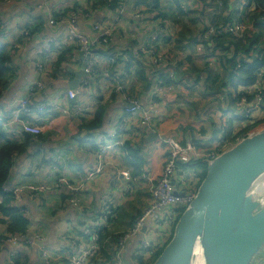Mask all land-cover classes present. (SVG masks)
<instances>
[{"label":"crops","instance_id":"crops-1","mask_svg":"<svg viewBox=\"0 0 264 264\" xmlns=\"http://www.w3.org/2000/svg\"><path fill=\"white\" fill-rule=\"evenodd\" d=\"M75 2H80L85 7L83 0H0V45L6 52L4 56L7 55L9 59L0 74V147L6 141L24 144L23 151L16 156L9 186H6L37 187L50 184L57 177L66 178L76 185L86 180L88 171L98 161L103 166V173L90 181L77 195V207L69 203L70 196L61 188L43 192H20L18 201L13 206L20 208L31 226L22 240L23 247L15 250L18 254L17 264H65L66 249L73 248L69 247V239L75 242L80 227L92 226L91 220L102 209L103 196L112 200L111 207L119 209V218L113 231L123 232L128 229L129 210H125L127 204H135L133 209L138 211V208L143 209L149 201L141 183L134 184L132 181L145 174L158 178L165 164L167 148L157 141L158 137L175 139L182 146L193 145L198 149L199 158L206 164L203 152L205 149L211 151L216 146V141L212 142V128L219 129L224 119L241 116V108L231 105L227 99V92L232 91V87H226L224 94L213 92L210 84L212 78L208 76L222 74L216 71L217 67L221 68L218 65L222 50L229 52L227 56H222L227 61L232 58L230 51L234 48L226 41L222 42L223 48L220 40L215 43L207 40L209 43H201L202 51H197L201 29L220 25L226 20H230L226 22L229 23L242 18L251 30L249 38L252 42L257 39L256 42L264 50V18L255 16L259 14L255 11L257 5L246 0H227L222 3L215 0H180L179 7H182L183 13L170 5L172 0H160L161 13L165 14L162 24L166 29L163 30L166 35L164 42L161 41L157 48L161 58L160 66L153 65L144 51V43L156 23L139 22L148 16L147 13L144 15L142 7L137 9L142 16L136 15L133 18L131 0L121 6V13L105 11L86 18L78 17L77 28L84 34H88L91 26L102 19L117 22L111 42L97 50L104 54L111 53L120 61L128 58V54L143 53L144 56L137 58L142 74L135 71L138 67L135 62L133 69L121 70L120 65L115 63L109 71L115 69L111 73L118 75L131 101L138 102L143 107L156 104L158 110L154 126L147 132H139L134 124L124 130L122 147L130 148L131 151L110 148L99 152L98 143L103 146L113 143V134L118 132V119L124 113L125 106L130 105L125 104L120 95L104 98L103 84L92 90V96L99 102L98 107L104 110L102 124L93 130L80 128V122L60 116L58 112L38 110L40 107L51 108L54 102L60 105L64 102L68 105H80L87 100L88 95L81 86L84 77L79 80L76 78L87 56L77 53L75 48L66 43L64 35L67 20L57 23L52 17L53 14L72 8ZM262 7L264 9V5ZM196 12L199 17L197 20L192 17ZM20 30L26 33H20ZM56 40L63 47H59L45 70L42 77L43 89L29 97V104L33 108L30 122L40 130V136L36 138L28 135L31 138L25 139V135H21L22 126L11 124L12 111L34 77V65L43 55V49ZM105 47L113 49L107 52ZM104 48V51L99 50ZM238 59L245 60L246 57L240 53ZM157 73L164 77L172 73L176 80H170L158 93ZM75 84H78L77 88L69 87ZM227 85L230 83L227 82ZM255 87H246L241 92L254 94L259 86ZM68 89L77 92L71 101L67 100ZM251 105L254 117L249 120V124L260 114L254 102ZM245 125L243 121L234 120V133ZM201 129L204 131L202 135ZM153 134L157 138L150 139L149 136ZM194 141L195 144L191 143ZM126 223L128 224L125 226ZM1 234L0 229V237ZM142 239L143 235H138L127 244L124 252L126 264H136L133 256H136ZM81 245L76 241L74 248ZM10 252L9 246L0 243V264H13L12 260L10 262ZM257 261L264 264V255L256 260V264Z\"/></svg>","mask_w":264,"mask_h":264},{"label":"built area","instance_id":"built-area-1","mask_svg":"<svg viewBox=\"0 0 264 264\" xmlns=\"http://www.w3.org/2000/svg\"><path fill=\"white\" fill-rule=\"evenodd\" d=\"M215 1L217 3H222L227 0ZM255 11L264 12V9L262 6H257L255 7ZM139 16L141 17V15ZM78 17L86 18L87 15L80 14L76 16L75 14H73L66 19L67 22L64 39L68 45H74L75 47H77V53L87 56V60L83 65L85 77L81 82L82 88L85 89L86 94L88 95L86 98L87 100L80 105H68L66 102L60 105L59 103L54 102L51 108L40 107L38 110L55 111L58 112L60 116L75 119L77 122L88 121L94 116L95 110L99 105V102L96 100V98L92 96V92H94L92 90L97 88L96 86H101L103 84V87H101L103 90L102 94L104 98L120 95L125 104H130V107L125 108L124 113L118 119V132L116 131L113 134V143L108 146H103L102 143H98V148L100 150L99 152H102L103 150H109L110 148H116L119 150L122 148L123 142L121 140V137L124 130L130 124H134L139 132H147L154 126L155 120L158 117L156 116L158 114V110L156 108V104L143 107L140 103L131 101V98H129L125 93L124 87L122 86L118 75L116 73L109 72V68L115 63V61H117V57L115 55H112L111 53L104 54L96 50L100 46L109 44L115 29L114 26L117 22H111L109 20L102 19V21H98L91 26L90 32L88 34H84L77 28L76 23ZM156 25L157 23L155 24V26ZM19 32L24 33L25 31L20 30ZM153 32L154 33H149L146 39L147 45H149V47H145L144 51L145 53H148V51L151 49V51L149 52L150 55L148 57L151 59V63L153 65L158 66L157 63H160L161 58L160 56H158V53H155V50L152 47H154L156 43L161 42L162 38H164L166 35L164 34L162 29L155 30ZM246 33L248 35H250L251 33L249 26L244 20L236 18L231 22L225 24L224 26L210 27L208 33L206 34V37H209L211 35H226L228 37L231 36L237 39H241ZM204 40H207V38H205ZM59 47L62 48L63 46L59 42V40H56V42L53 41L51 43H48L47 46L43 49V55L41 56L40 60L34 65V77L25 89L24 96L19 99L14 110L12 111L11 124H19L22 126L21 135L27 134L33 137H37L38 135H40V130L30 122L31 116L33 114V108L29 104V97L35 92H40L43 89L42 77L45 74L46 68L50 66L52 58L56 55ZM196 50L201 52V42L197 46ZM140 54L143 53L139 52L138 56H140ZM166 77L170 78V80H176V77L172 73H169ZM161 87L162 81L157 80L156 92L159 93ZM76 94L77 92H73L72 90L68 89L66 91L67 100H73L76 97ZM253 102L258 107L257 110H260L259 116H256L257 119H255L253 122L255 123L264 118V100L261 98V95L258 94L255 96ZM253 102H248L246 98H241V100L237 103V106L241 108V111L244 110L245 117L248 120L254 117V115H252L254 112V109L252 108L253 104L251 105V103ZM261 127L263 126H260L259 128ZM259 128H255L253 131ZM252 132H250L249 134H251ZM157 141L161 142L167 148L165 164L158 178H154L149 174H145L137 180L132 181L134 184L141 183V185L145 188L146 193L148 194L149 201L147 205L142 209L140 216L136 219L132 228L119 239L117 250L112 258V264H125L124 252L126 251L127 244L138 235H143V239L141 240L136 254L141 256L143 259L147 260L156 251L163 249V247L166 245L167 239L171 236L176 219L187 208V206L195 197V193L197 190L195 184L193 182L191 183V181L187 182V179H184V176L178 175V172L180 171L177 165L188 164L190 161L198 159V149H196L191 144L182 146L175 139L171 138L158 137ZM227 143L230 142L219 139L216 142V146L211 149L210 154L204 155L203 153L206 163L210 162L213 158L218 156L219 154L216 155V153L222 150L223 146ZM102 173L103 166L101 162L98 161L95 164L94 168L88 171L86 180L82 183L73 185L66 178L57 177L52 180V183L42 184L37 187L31 185H23L18 188L6 187L3 190V195L8 196L12 194L14 197L13 202H17L20 192H43L50 189L58 190L59 188H61L65 190L67 195L70 196L69 203L73 207H77V195H79V193L86 187V185L90 181L98 178ZM190 174L191 172L188 175L189 177ZM193 175H195L194 172ZM194 177L195 176H193V178L191 179L192 181L196 180L194 179ZM179 186L181 187V189H178ZM101 202L102 209L100 211V214H103L104 218L100 220L94 218L95 220H91L92 226L90 228L86 225H83L79 228L80 233L83 235V238L88 239L84 240L78 238L76 241H79L82 244L79 248H74L76 241L70 243L69 247L73 248L66 249V255L64 257L65 264H87V262L97 252L98 248L96 245V230L107 226L105 215L109 212L105 213V211H107L108 207L112 205V200L108 196H103L101 198ZM1 203L2 198L0 196V204ZM0 229L3 235L6 234L5 238L0 237V243L5 244L11 248V252L9 255L11 262L13 256L16 254L15 250L23 247L22 240L24 239V237L17 235L11 236L7 234L2 226H0ZM45 258L46 260H48V256L46 253Z\"/></svg>","mask_w":264,"mask_h":264},{"label":"trees","instance_id":"trees-1","mask_svg":"<svg viewBox=\"0 0 264 264\" xmlns=\"http://www.w3.org/2000/svg\"><path fill=\"white\" fill-rule=\"evenodd\" d=\"M128 0H83V4L85 7L81 6L80 2H75V4L72 6V8L64 10L60 14H53V20L57 23L60 22V20H66L71 15L75 14L76 16L80 14H86L87 17L96 15V12H113L115 13H121L122 5H126ZM180 0H172L170 3L171 6H174L177 8V11L179 13H183L184 10L182 7L180 8ZM246 2H251L256 4L257 6H263L264 0H246ZM133 3V4H132ZM161 2L160 0H131L130 7H132V17L134 18L136 15H142L141 12H137V9L139 10L140 7L144 8L146 16V13L148 16L144 19H137L141 23V21H152L151 14L155 13V16L153 17V20L156 19L159 20L157 25L155 27L151 28V31L149 33H154L155 30H166L164 28V25L162 24V21H164L163 17H165V14L161 13ZM260 18H264V12H259V14L255 15ZM120 18V16H118ZM242 19V18H241ZM230 20H226L224 23L217 25V26H224L227 24L226 22ZM209 27L201 29V35L199 37V41L202 44L209 43L210 41L215 43L216 41L220 40L221 45L223 41H226L229 43L230 46H232L234 49L233 51H230V55H232V58L225 61L222 56H227L229 53L226 50H222L221 53V59L220 64L218 66H221L219 69L217 67V72H222V74H216V75H208L210 78H212L211 84V90L218 91L220 94H224L227 90L226 87H232V91L227 92V99L229 100L230 104L237 106V103L241 100V98H246L249 102L253 101L254 97L258 94L261 95V98L264 100V50H262L261 46L254 40L252 42V39L249 38V35L246 33L243 38L237 39L235 37H228L226 35H217V36H209L206 37V34L209 31ZM183 37V35H181ZM207 38V40H204ZM222 38V39H221ZM165 38H162V42H164ZM111 42V41H110ZM109 42V43H110ZM162 42L156 43L154 47H152L155 50V53L157 52V48L160 46ZM219 44V43H217ZM144 45L146 47H149L147 45V40L145 41ZM73 47V49H77L74 45H70ZM224 48V46L222 45ZM107 48V52L111 51L112 47H105ZM104 49H99L100 51H104ZM152 49V50H153ZM97 50V49H96ZM98 51V50H97ZM151 49L148 51V55ZM6 53L4 51V47L0 45V74L4 70V64L8 63L9 59L8 56L5 55ZM243 53L246 57L245 60L238 59V54ZM128 58L124 59L123 61H120L118 59L115 61L117 66L120 65L121 70L126 68H132L133 69V63L135 62L137 64V68L135 71L139 74L143 73L141 64L137 61L138 53L135 54H128ZM140 56H144V54H140ZM215 58L216 55H213ZM114 63V64H115ZM225 63V64H223ZM218 64V62H217ZM223 64V65H222ZM123 65V67H122ZM158 66H160V63H157ZM115 69H111L112 72H114ZM111 71H109L111 73ZM125 71V70H124ZM170 72V71H168ZM156 78L160 81H162V86L167 85V83L170 81V78H167L166 76H162L160 73L155 74ZM227 82L230 83V85H227ZM259 84V87L257 88V85ZM255 88L256 91L254 94L247 95L245 93H242L241 91L243 89L247 88ZM244 110L241 111V116H238L234 119H224V122L220 125L219 129H216V127L212 128V142H217L220 140H226L233 143H236L237 140L246 137L249 132L254 130L258 126H264V118L258 122L249 124V120L245 117ZM104 118V110L103 108H100L97 106L95 110L94 116L88 120V121H82L80 122V128L83 127L87 130H93L95 128L100 127L102 124ZM234 120L242 121L244 120V123L246 125L241 128L237 133H234V126L233 122ZM225 123V124H224ZM201 135L204 133L203 129L200 130ZM27 135V134H26ZM25 139H30V136H26ZM40 135H38L36 138H38ZM30 141V140H29ZM177 141V140H176ZM178 142V141H177ZM195 144L194 142H191ZM184 145V143H183ZM24 149L23 142H17V141H6L1 147H0V196L2 198V203L0 204V226H2L7 234L11 236H23L27 233L28 229L30 228V221L24 216V214L20 211V208H17L13 206L14 204V197L12 194L5 196L3 195V190L8 186V180L10 177L11 170L13 168L16 156H18ZM122 149L125 152H128V149L122 147ZM131 151V150H130ZM223 150H220L216 155L220 154ZM131 157H128L130 159ZM135 158V157H134ZM136 159V158H135ZM197 166L198 168H202L205 166V162H202V158L200 159H194L190 161L188 164H178L177 167L180 172H178L179 176H184V178H188L189 173L191 172V167ZM197 168V169H198ZM194 174L196 177L194 179H198L199 183L204 177L205 171L201 173L198 171H194ZM7 185V186H6ZM178 189H181L179 186ZM142 211V208L140 211L136 210V213L133 210L129 211L127 214V218L129 220V224H124L125 226L128 224V229L124 230L123 232H117L113 231V226L117 222L119 218V209L113 208L111 206L108 207V210L105 211L109 212L105 215L107 226L99 228L96 230L97 234V252L94 254V256L87 262V264H112V258L117 250L119 239L128 232L132 226L134 225L136 219L140 216ZM93 218L100 220L104 218L103 214L98 213ZM94 219V220H95ZM172 234V233H171ZM1 237H6L5 235H1ZM88 239L83 238V235L79 232L77 239ZM68 240V239H67ZM69 241L72 242L71 239ZM167 244V243H166ZM161 250L156 251L147 261H144V259L137 255L133 256V259H135L136 264H152L154 260L160 255ZM17 256L18 254H15L12 258V263L17 264ZM125 263V262H124ZM126 264V263H125Z\"/></svg>","mask_w":264,"mask_h":264},{"label":"water","instance_id":"water-1","mask_svg":"<svg viewBox=\"0 0 264 264\" xmlns=\"http://www.w3.org/2000/svg\"><path fill=\"white\" fill-rule=\"evenodd\" d=\"M82 77L84 67L76 74ZM204 171L152 264H256L264 255V126L206 163Z\"/></svg>","mask_w":264,"mask_h":264},{"label":"rangeland","instance_id":"rangeland-1","mask_svg":"<svg viewBox=\"0 0 264 264\" xmlns=\"http://www.w3.org/2000/svg\"><path fill=\"white\" fill-rule=\"evenodd\" d=\"M197 14H198V12L194 13L193 16H192V17H195L196 20L199 18ZM141 16H142V15H141ZM154 16H155V13H152V14H151L152 21H153L154 23H158L159 20H157V19H156L155 21L153 20V17H154ZM77 24H78V20H77L76 25H77ZM201 51H202V50H201ZM253 99H255V97H254ZM248 102H249V101H248ZM242 121L244 122V120H242ZM224 124H225V123H224ZM259 127H260V126H258V127H256V128H259ZM238 131H239V130H238ZM252 131H253V130H252ZM252 131H251V132H252ZM249 133H250V132H249ZM249 133H248V134H249ZM237 141H238V140H237ZM234 144H235V143L232 144L231 142H230V143H227V144H225V145L223 146V149H222V150L225 151V150L229 149L231 146H233ZM203 153H204V155H207V154H210L211 152L208 151L207 149H205V151H204ZM204 162H205V161H204ZM197 168H198L197 166H193V167H191V174H190V177L187 178V182H190V181H191V183L193 182V183L195 184V187H196V188L198 187L199 182H198V179H197V180H194V181L191 180V179L193 178V176L196 177V175H193V172H194V171H198V172L201 171V173H202V172L204 171V168H198V169H197ZM134 205H135V204H133V203H128L127 206L125 207V210H129V211H131V210L133 209ZM134 211H135V213H136V209H135ZM138 211H140L139 208H138ZM177 219H178V218H177ZM177 219H176V221H177ZM174 224H175V223H174ZM173 228H174V227H173ZM172 231H173V230H172ZM171 235H172V234H171ZM170 237H171V236H170ZM169 240H170V238L167 239V242H168ZM167 242H166V243H167ZM257 264H259L258 261H257Z\"/></svg>","mask_w":264,"mask_h":264},{"label":"bare ground","instance_id":"bare-ground-1","mask_svg":"<svg viewBox=\"0 0 264 264\" xmlns=\"http://www.w3.org/2000/svg\"><path fill=\"white\" fill-rule=\"evenodd\" d=\"M199 264V263H198Z\"/></svg>","mask_w":264,"mask_h":264}]
</instances>
